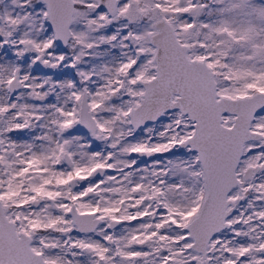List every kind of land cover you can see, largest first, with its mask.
<instances>
[{
  "label": "snow or ice",
  "instance_id": "6c2138e0",
  "mask_svg": "<svg viewBox=\"0 0 264 264\" xmlns=\"http://www.w3.org/2000/svg\"><path fill=\"white\" fill-rule=\"evenodd\" d=\"M0 264H264V0H0Z\"/></svg>",
  "mask_w": 264,
  "mask_h": 264
}]
</instances>
